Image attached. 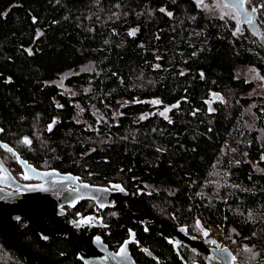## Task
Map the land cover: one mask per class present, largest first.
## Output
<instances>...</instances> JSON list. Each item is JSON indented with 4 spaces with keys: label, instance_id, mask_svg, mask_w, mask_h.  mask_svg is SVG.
<instances>
[{
    "label": "trees",
    "instance_id": "trees-1",
    "mask_svg": "<svg viewBox=\"0 0 264 264\" xmlns=\"http://www.w3.org/2000/svg\"><path fill=\"white\" fill-rule=\"evenodd\" d=\"M261 5L256 33L233 15H208L195 0H0L2 141L39 169L121 183L138 198L132 211L147 209L193 233L216 229L235 245V264H264V106L249 126L254 84L237 73L252 66L264 79ZM89 62L97 72L67 81L88 86L83 100L107 112L126 99L117 122H78L73 100L52 82ZM156 98L169 116L139 118ZM0 159L25 178L1 146ZM104 216L111 248L136 229L138 264L198 258L184 247L181 260L157 224L146 231L119 209ZM20 239L51 264H84L79 242L44 241L24 220ZM0 264L36 263L0 234Z\"/></svg>",
    "mask_w": 264,
    "mask_h": 264
},
{
    "label": "water",
    "instance_id": "water-1",
    "mask_svg": "<svg viewBox=\"0 0 264 264\" xmlns=\"http://www.w3.org/2000/svg\"><path fill=\"white\" fill-rule=\"evenodd\" d=\"M202 3L204 0H195ZM234 7L241 15L242 23L255 25L256 12L247 10L246 6H233L234 0H224ZM258 10V8H257ZM247 13V14H246ZM3 130L0 128V146L11 149L22 167L27 180L35 183H21L0 159V234L23 254L31 258L36 264H51L40 253L25 246L20 239V222L26 221L35 228L44 241L53 238H64L71 233L72 226L78 228L88 226L100 210L118 207L131 218H138L143 224H157L167 229L174 242L179 257L184 261L180 245H186L191 251L202 257L206 264H235L236 254L229 246L222 247L214 237L201 239L189 232L186 225L177 226L169 220L152 215L146 209L144 214H133L127 208V201H137L136 194H130L121 183H112L110 187L81 182L80 177L72 173H61L56 170H42L24 159L12 146L2 141ZM7 146V147H5ZM9 151V150H8ZM87 185V187H85ZM118 186V187H117ZM84 200H92L96 205L91 211L83 214L78 220L71 219L64 224L59 217L66 214L64 207L75 206ZM49 218L58 220L61 227L54 228L48 222ZM96 226V225H94ZM104 227L103 219H98V225ZM78 242V259L84 264H138L133 257L130 244L135 242V232L122 243L118 250H112L104 242L98 232L86 236L75 234ZM208 242H215L217 247H210ZM185 263V262H184Z\"/></svg>",
    "mask_w": 264,
    "mask_h": 264
},
{
    "label": "rangeland",
    "instance_id": "rangeland-1",
    "mask_svg": "<svg viewBox=\"0 0 264 264\" xmlns=\"http://www.w3.org/2000/svg\"><path fill=\"white\" fill-rule=\"evenodd\" d=\"M264 2V0H250V4L257 6L258 2ZM200 7L208 14L215 16H230L232 13L228 11L224 2L222 0H204L199 3ZM252 7V6H251ZM256 33H260L259 25H252ZM97 72L93 63H86L79 68L69 69L63 71L58 75L56 79L52 82L56 83L60 90L73 100L76 106L75 119L78 122L84 123L86 126L93 127L96 124H101L107 120L112 122H117L119 116L121 115L122 107L128 102L126 99L121 98L116 106H110L109 111H104L96 103L92 101H84L83 99H88L87 96L89 92L88 86H83L81 84H69L67 81L69 77L80 74V73ZM238 75L244 77L247 81L253 82V89L249 92V96L253 98L251 106L246 110L247 119L249 121V126H253L256 120L255 107L257 105L264 106V79L260 73L252 66H242L238 69ZM170 107L163 104L158 98L151 101V109L139 115V118H145L154 113L161 114L163 116H169ZM88 113V116H87ZM97 126V125H96ZM214 230V229H213ZM214 237H220L221 241L224 242V246H229L233 252L236 254V248L234 244L228 240L227 237L220 235L219 231L216 229L213 233ZM228 244V245H227Z\"/></svg>",
    "mask_w": 264,
    "mask_h": 264
},
{
    "label": "flooded vegetation",
    "instance_id": "flooded-vegetation-1",
    "mask_svg": "<svg viewBox=\"0 0 264 264\" xmlns=\"http://www.w3.org/2000/svg\"><path fill=\"white\" fill-rule=\"evenodd\" d=\"M222 1L224 2V4H225L226 8L228 9V11L232 13L233 17L236 19V22L239 24L240 27H243L244 25H245V26H246V25H248V26L251 25V23H250V24H248V23H242V21H241V15L239 14V12H238L234 7H230V6H228V5L225 3L224 0H222ZM245 6H246L247 10H249V11H251L252 7H254L253 4H250V3H246ZM251 6H252V7H251ZM255 7H257V6H255ZM4 163H5V162H4ZM6 166H7V165H6ZM7 168H9V167L7 166ZM9 170H11L12 174L14 175L13 170L10 169V168H9ZM0 172H2L1 169H0ZM14 176H15V175H14ZM15 177H16V176H15ZM24 177H25V176H24ZM16 178H17L21 183H23V184H26V183H35V181H29V180H27L26 178H24V179L21 178V177H20V178L16 177ZM80 181H81V182H85V181H83V180H81V179H80ZM110 186H111V184L107 185L106 187H110ZM124 188H125V187H124ZM125 189H126V188H125ZM126 190H127L130 194H132V191H130V190H128V189H126ZM135 196H136V195H135ZM84 202H88V203H90V205H89L87 208H85L84 211H82V210H73V211H71V209H76L80 204H82V203H84ZM132 202H134V201H130V200H129V201L126 202V203H127V208H128V210H129L131 213H133V214H134V213H135V214H142L143 212H134V211H132V210L130 209V204H131ZM95 205H96V203H95L94 201H92V200H84V201L80 202L79 204H77V205H75V206H71V205L65 206L64 209H65L66 214L60 216L59 219H60L64 224H69V223L71 222V219H73V220H78L83 214H85V213L91 211V209H92ZM111 209H119V210H122V209H120V208H118V207L107 208V209H105V210H100L99 213H96L97 217H96L94 220L89 221L88 226H82V227H78V228L72 226V228H71V231H72V232L69 233V234H67L64 238H60V239H66V240H68V241H77V242H78L77 237H76L75 234H77V235H79V236H82V235L86 236V235H88V234H90V233L98 232L99 234H101V236L103 237L104 242L106 243L105 238H106L107 235H110L111 231H110V225H109V223H107V222L105 221L104 213L107 212L108 210H111ZM122 211L124 212V210H122ZM124 213H125V212H124ZM125 214H126V213H125ZM100 217L103 219L104 227L97 226V225H98V219H99ZM131 219H133V220L135 221V223H138V224L142 225V226L144 227V230L148 231V227H147V226H149V224H150V223L148 222V220H147L146 224H143V223L141 222V220H139L138 218H131ZM48 222H49V224H50L51 226H53L54 228H60V227H61V225H60V223L58 222V220H55V219H53V218H49V219H48ZM151 224H152V223H151ZM94 225H96V226H94ZM175 225H177V224H175ZM177 226H180V225H177ZM188 229H189V228H188ZM131 231L135 232L136 229L133 228L132 226H131V227H128V236L125 237V240H126V238L129 237ZM189 232H190L191 234H193V235L198 236V237L201 238V239H204V238H212V237H214V235L211 234V231H209L207 228L202 227V226L200 227V230L197 231L196 233H195V232H194V233L191 232L190 229H189ZM135 236H136V239H137V233H136V232H135ZM171 237H172V235L170 234V237H169V238H171ZM214 238H216V239L218 240V242L221 244V246L224 247V243H223L218 237H214ZM136 239H135V242H133V243L130 244V250H131L132 255H134L133 252H134V249L136 248L134 245L139 246V245H138L139 242L136 243ZM169 242H170V241H169ZM174 242H175V241L170 242V243L172 244L173 248L175 249V247H174ZM106 244H107V243H106ZM207 245L210 246V247H217V244H216L215 242H208ZM108 246H109V245H108ZM120 246H121V244H119V245H118L117 247H115V248H111L110 246H109V248L112 249V250H118ZM184 247L187 248V249H189L186 245H180V246H179L180 251H181V248H184ZM138 248H139V247H138ZM189 250H190V249H189ZM175 251H176V249H175ZM190 251H191V250H190ZM192 252H193V251H192ZM194 253H195V252H194ZM177 254H178V253H177ZM178 255H179V254H178ZM195 255H197V254L195 253ZM197 257H198V258H196V259H195V258H194V259H191V261H192L191 264H206V262L204 261V259H203L202 257H200L199 255H197ZM180 259H181V258H180ZM181 260H182V259H181Z\"/></svg>",
    "mask_w": 264,
    "mask_h": 264
},
{
    "label": "snow or ice",
    "instance_id": "snow-or-ice-1",
    "mask_svg": "<svg viewBox=\"0 0 264 264\" xmlns=\"http://www.w3.org/2000/svg\"><path fill=\"white\" fill-rule=\"evenodd\" d=\"M249 2H250V0H234V5L233 6L243 7L246 3H249ZM260 7H264V5H261ZM256 11H257V7H255V6L252 7L251 12L255 13ZM249 23H251V20H249ZM25 142L26 143H30V141H28L27 138H25ZM5 147H7V146H5ZM8 150L11 151V149H8ZM0 167H2V165H0ZM25 178L27 179L28 177H25ZM85 187H87V185H85Z\"/></svg>",
    "mask_w": 264,
    "mask_h": 264
}]
</instances>
